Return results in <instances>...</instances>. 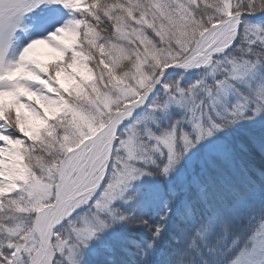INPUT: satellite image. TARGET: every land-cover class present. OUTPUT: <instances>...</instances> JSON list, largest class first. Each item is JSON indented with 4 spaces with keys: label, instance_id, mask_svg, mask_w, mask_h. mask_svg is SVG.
<instances>
[{
    "label": "snow or ice",
    "instance_id": "1",
    "mask_svg": "<svg viewBox=\"0 0 264 264\" xmlns=\"http://www.w3.org/2000/svg\"><path fill=\"white\" fill-rule=\"evenodd\" d=\"M234 7L237 35L212 56L214 62L227 58L219 70L223 81H214L216 90L199 80L195 88L173 89L164 80L165 71L143 104L117 126L118 131L142 106L148 110L154 92L167 89L176 98L174 105H163V111L155 109V114L160 113L155 115V130H143L139 151L129 149L128 171L114 174L110 182L109 166L86 202L71 207L53 229L61 236V230H67L75 264H125L122 254L128 253L134 255L136 264H264V55H252L253 46L258 45L264 53V28L257 33L260 41L243 58L232 47L239 38L242 17L264 14V0H236ZM68 9L64 0H0V73L15 68V60L8 61L6 56L9 42L29 28L46 33L43 37L47 38L66 24ZM213 40V47L221 43L211 34L205 42ZM229 81L245 84L247 92L228 87ZM189 92L190 98L182 103L181 94L189 97ZM229 92L235 96L233 102L224 99ZM198 93H203L199 103ZM217 104L221 105L219 111ZM173 107L183 114L172 118ZM161 118L171 122L161 127ZM74 163L65 160L63 166L70 170ZM144 176L149 182L129 194L133 182ZM78 191L69 176L62 194L75 196ZM117 200L155 209L154 219L141 215L133 221V213L115 206ZM4 211L11 209L0 208V213ZM128 223L143 227L147 237H121L112 245L102 243L105 234ZM19 240L15 232L9 238L0 231V264H21L23 246ZM57 259L68 264L59 254L52 264H57Z\"/></svg>",
    "mask_w": 264,
    "mask_h": 264
},
{
    "label": "rangeland",
    "instance_id": "2",
    "mask_svg": "<svg viewBox=\"0 0 264 264\" xmlns=\"http://www.w3.org/2000/svg\"><path fill=\"white\" fill-rule=\"evenodd\" d=\"M86 1L64 0L69 5V17L64 26L49 35L53 37L54 51L48 57L41 54L32 58L23 55L22 48L29 39L43 37L46 33L34 31L31 28L26 33L22 30L18 34L19 38L9 42L7 48V60H15L14 70L6 74L0 73V121H3L0 124V138L9 148L15 150L13 153L18 163V168L14 171L16 180L0 186V198H2L0 205L5 203L6 206L3 208L5 210L9 206L11 211L5 212L8 216L12 213L14 217L10 222L12 228L6 236L10 238L11 233L15 232L20 238L19 242L23 246L21 264H46L40 260L43 237L46 224L55 212L57 191L62 185V178L66 176L67 188L68 177L71 176L73 189L76 188L84 175L89 173L100 158L107 146L109 135H104L93 142L89 140L103 132L115 115L126 105L135 103L144 97L162 68L182 62L201 52L210 44L205 42L206 37L209 34L216 36V32L222 25L236 15L232 11V0H227V8L225 7L226 0L213 2L207 0L211 5H206V8H212L209 15L206 11L201 15L207 17L206 22L201 21L199 17L196 18L195 7L198 0H150L153 5L150 3L151 6L145 13L142 23H139L141 28L136 33L142 45V52L122 50L120 47L107 48L104 52L111 62L110 67L103 70V73L109 74L105 80L106 87L99 82L96 83L92 79L93 73L86 64L76 59L73 64L61 66L54 73L45 75L44 65L40 62L64 50L66 41L74 34L75 19L72 12L83 6ZM119 16V13L114 14L115 19ZM241 28L242 25L239 30ZM258 31H253L254 38L260 37L257 34ZM236 35V31H231L223 36L221 43L206 53L205 58L198 61L192 70L185 72V75L171 74V87L179 90L181 86H184V89L189 90L195 88L199 80L201 85L203 83L210 85L215 91L214 81H223L224 74L219 70L227 58L214 62L212 56L222 52ZM239 39L240 37L232 47L239 43ZM234 51L239 53V47ZM127 59H133V62L130 69L123 71L128 68V65L121 66V63H126ZM213 69H216V72H213ZM33 70L45 78H30L34 74ZM95 73L100 76V68ZM31 79L33 80L30 81ZM51 86H55V90H51ZM228 87L238 89L241 93L247 92L246 85L237 81H229ZM202 95L203 93L197 94L198 103ZM190 96L191 92H189V97L181 94V102H186ZM224 99L233 102L235 96L229 92ZM175 103L176 98L167 89L161 93L156 92L148 110L145 106L124 127L121 136L118 134L110 159V170L108 171L110 182H113L114 174L128 171V151L129 149L134 152L139 151L137 146L140 143V137L144 134L143 130L147 127H153L155 130L153 124L156 123L155 115H160L159 112L155 114V109L161 108L163 111V105H174ZM204 103H207L206 98ZM215 107L217 111L221 110L220 104ZM211 109L212 105H209L208 110L211 111ZM131 110L127 107L124 115L129 114ZM182 114L181 109L173 107L171 110L172 118H178ZM149 117H152L151 121ZM38 142L50 150V156L37 159L35 164L38 167L29 169L23 162L21 152L25 149L32 152ZM70 159L75 160V163L69 170L63 165L65 160ZM106 166L107 162L104 158L92 175L93 185L104 176ZM73 173H75L74 176ZM148 182L147 176L142 177L140 181L133 182L129 194L134 188ZM91 193L73 201L62 219L71 207L85 203ZM133 202L124 204L117 200L115 206L125 211ZM80 211L77 210V212ZM150 216L154 219L153 214ZM75 217L76 213H73V218ZM61 231L63 236L53 231L52 259L59 254L68 264H75V252L73 247L67 244L68 232L63 229ZM108 236L114 239L118 236V232L109 231L103 236L102 242ZM57 264H61L59 259H57Z\"/></svg>",
    "mask_w": 264,
    "mask_h": 264
},
{
    "label": "trees",
    "instance_id": "3",
    "mask_svg": "<svg viewBox=\"0 0 264 264\" xmlns=\"http://www.w3.org/2000/svg\"><path fill=\"white\" fill-rule=\"evenodd\" d=\"M211 1L213 2L215 0ZM150 3L152 4L150 0H133L132 4L131 0H87L83 6L72 12L75 19L74 34L66 41L64 50L53 57L40 62L44 65L43 68L46 72L45 75L54 73L61 66L73 64L76 59V61L80 60L86 64L93 73L92 79L96 83L99 82L103 87H106L105 84L107 82L105 80L109 74L103 73V70L110 67L111 62L106 58L104 52L107 48L111 47H120L122 50L129 49L136 53L142 52V45L138 41L136 33L137 30L141 28V24L139 23H142L145 13L151 6ZM235 3L236 0H232L233 13H236L237 11L234 7ZM206 5L210 6L211 4H209L207 0H198L195 7L196 18L199 17L203 22L207 21V17L201 15L205 11L208 12L209 15L212 8H206ZM116 13L120 14L118 19L114 18V14ZM241 25L242 28L239 30V43H236L235 47L237 49L239 47V53L241 57H243L247 51L252 49L254 43L260 41L261 37L254 38L252 35L254 30L264 28V21L253 23L250 19L245 18ZM260 46L262 45H258L257 47L253 46L255 48L252 51L253 56L264 55L259 49ZM132 60L133 59H127L126 63H121V66L128 65V68L123 71H127L131 68ZM98 68H100V76L98 73H95ZM33 73L34 74L30 78H45L39 76L34 70ZM185 74V72L178 73V75ZM32 80L33 79L30 81ZM165 82L171 86V75L165 79ZM183 83L185 84L186 82ZM50 88L51 90H55V86H51ZM160 120L161 127H166L171 122L170 119L161 118ZM122 133L123 131L119 133V136H121ZM14 142L17 141L14 140ZM23 151L24 153L22 154L21 152V156L25 160L29 169H35L38 167L35 164L37 159H45V157L50 156V150L44 145L42 146L40 142L35 145V149L32 152L29 151V149ZM33 158H35V160ZM31 159H33V161H31ZM135 190L136 188L133 189V192ZM6 200H9V198H6ZM4 206H6V204L2 203L0 208H4ZM7 209H9V206L6 207V210ZM154 211L155 209L153 208H140L138 207V202L134 201L133 204L129 206L128 210H125L124 212L133 213L132 220L135 221L139 219L141 215L150 218V214L152 215ZM13 219L14 217L12 216V213L10 216H8L5 211L0 213V231L4 232L5 235L11 230L12 226L10 225V222ZM115 230L118 232V236L114 239H110V236H108V238L102 242L103 244H115L121 237L140 239L147 237L148 235L143 227H136L132 223L118 225ZM122 259L125 261V264H136L135 257L132 253L122 254Z\"/></svg>",
    "mask_w": 264,
    "mask_h": 264
},
{
    "label": "bare ground",
    "instance_id": "4",
    "mask_svg": "<svg viewBox=\"0 0 264 264\" xmlns=\"http://www.w3.org/2000/svg\"><path fill=\"white\" fill-rule=\"evenodd\" d=\"M224 25L216 32V36L224 28ZM53 51H54V43H53V37L51 36H48L47 38L45 37L33 38L30 44H28L27 46H23L22 48L23 55L31 57V58L35 57L37 54H41L44 57H48ZM194 56L184 59L182 61V64H185V63L187 64L191 62ZM204 58L205 56L200 58L199 61ZM125 109L121 110L120 112L116 114V116L113 118V120L109 123V125L104 130L105 131L104 135H109L117 128V126L121 123L123 119ZM0 141H2L1 138H0ZM14 151L15 150L13 148L12 149L9 148L4 142L0 144V186H2L5 183H11L14 180H16L15 178L16 176H14V171L16 170V168H18V163H17V158L13 153ZM23 153L24 151H22V154ZM106 155H107V148H104L100 158L96 161L94 167L89 171V173L84 175L83 179L81 180L79 185L76 187L79 189V191L76 192L75 195L77 193L87 191L89 188L93 186V183L91 180L92 175L96 172L97 166L103 161L104 158H106ZM23 162L25 164V160H23ZM66 182H67V179H66V176L64 175L62 178V185L59 187L57 191V198L55 202V212L56 213L62 210V208L73 197L67 194H62V193H65L67 190ZM48 226H49V221L46 224L45 235L43 237V245H42L41 257H40V260L44 261L45 263H49V257L52 254L51 247L49 249H46V240H47L48 231H49Z\"/></svg>",
    "mask_w": 264,
    "mask_h": 264
},
{
    "label": "water",
    "instance_id": "5",
    "mask_svg": "<svg viewBox=\"0 0 264 264\" xmlns=\"http://www.w3.org/2000/svg\"><path fill=\"white\" fill-rule=\"evenodd\" d=\"M242 18H248L250 19L252 22L254 23H259L261 21H264V14H257L255 16H248L247 14H245ZM237 16L234 15L232 16L231 18L228 19V21L225 23L224 25V28L219 32V34L216 36V39H219L221 40V38L223 36H225L226 34H228L229 32L231 31H236V23H237ZM213 44H215V40H213L206 48H204L201 52H199L198 54H196L194 56V58L192 59L191 62L189 63H185V64H182V62H179V63H176V64H173V65H169V66H166L164 68L161 69L159 75L157 76L156 80L154 81L153 85L149 88L148 92L151 91L152 87L159 82L160 80V77L164 74V72L166 71V75L164 77V80L166 79V77H168L169 75L171 74H176V73H182V72H187V71H190L194 68L195 64L199 61L200 58H202L206 53H208L211 49H213L214 47L212 46ZM148 92L147 94L142 97L140 100L136 101L135 103H131L129 105H126L123 109L127 108V107H130L132 110L129 114L127 115H124L123 116V120H126L132 113V111L139 107L140 105L143 104L145 98L147 97L148 95ZM156 92H154L152 94V99L154 98ZM145 108V106H142L141 108L137 109L136 112H135V116H137V114L142 111L143 109ZM116 116V115H115ZM133 117V118H134ZM129 119L127 121H125V123L119 128V130L117 131V128L109 134V138H108V142H107V155H106V162H107V166H106V169L109 168V165H110V159H111V155H112V152H113V149H114V146H115V143H116V139H117V136L118 134L123 130V128L128 125L132 119ZM104 132H101L100 134H97L95 136H93L89 142H93L95 141L96 139L98 138H101L102 136H104ZM115 141V143H114ZM87 142V143H89ZM85 143V145L87 144ZM106 171V170H105ZM105 175V174H104ZM104 176L101 178V180H103ZM99 180L95 185H93L91 188H89L87 191H84V192H80V193H77L75 196H79V197H82L90 192H93L95 187H97L100 183ZM75 196H73L70 201L62 208V210H60L58 213L54 212V215L53 217L51 218L50 222H49V226H48V237H47V240H46V249H49L51 247V241L53 239V229L56 227V225L59 223V221L62 219L63 215L65 214V212L67 211L68 207L72 204V202L74 200H76ZM52 257L53 255H51L49 257V263H46V264H52Z\"/></svg>",
    "mask_w": 264,
    "mask_h": 264
}]
</instances>
